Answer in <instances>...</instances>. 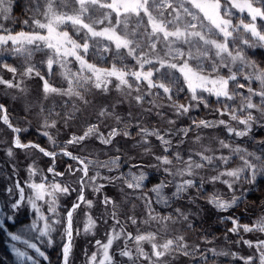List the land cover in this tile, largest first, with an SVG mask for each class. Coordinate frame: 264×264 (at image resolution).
Returning <instances> with one entry per match:
<instances>
[{
    "label": "snow or ice",
    "instance_id": "obj_1",
    "mask_svg": "<svg viewBox=\"0 0 264 264\" xmlns=\"http://www.w3.org/2000/svg\"><path fill=\"white\" fill-rule=\"evenodd\" d=\"M13 3L0 0V54L9 53L21 63L13 66L0 59V85L23 95L25 82L38 79L45 99L55 94L67 98L65 106L71 105L63 114L40 109L38 131L47 138L49 148L22 140L28 127L20 126V121L14 123L7 106L0 102V125L11 133L10 141L0 139V144L7 145L4 151L9 162L15 160L16 150L48 161L45 170L39 159H32L23 180L12 163V174L6 176L11 182L5 186V198L0 199V231L9 222L15 224L25 209L31 214L22 231H6L11 241L19 242L20 246L11 244L15 257L31 264H51L46 252L56 243L53 235L58 233L61 264H72L75 238L82 233L95 237L104 225L103 239H94L95 251L89 254L85 250V264H177L180 259L215 264L214 258L220 256L231 257L235 264H264V238L244 236L264 235V216L250 223H241L234 215L222 217L232 225L226 229L225 239L234 234L237 245L252 250L247 256L212 246L214 236L202 235L201 247V243H189L179 229L169 235V225L177 223L184 225L185 232L195 231L198 212L174 207L190 190L196 195L187 196L189 203L195 204L203 196L218 211L227 212L245 202L243 191L235 195L238 186H254L264 177V138H256L258 131L264 133V61L249 55L251 49H264V0H29L31 15L22 21L27 31H13L3 23L11 18ZM130 14L138 18L137 28L144 25L139 33L128 30ZM61 26L74 29L78 39ZM90 47L101 60L102 54L111 52V66L90 63L86 59ZM37 53L43 54L40 61L33 59ZM128 58L131 65L125 63ZM71 63H78L76 71L69 67ZM173 70L186 89L178 86L180 80ZM4 71L12 74L10 79L4 78ZM157 73L160 75L154 79ZM56 74L66 86H55L52 79ZM113 80L120 98L101 105L95 122H88L81 134L72 133L58 142V125L68 127L81 104H92L88 94L93 90L109 93ZM182 92H186L184 102ZM209 97L216 98L214 107ZM125 102L129 111L122 117L116 108ZM132 106L169 127H147L133 114ZM201 107L216 118L191 115ZM165 108L171 116L162 111ZM185 118L189 123L177 127V121ZM108 119L114 123L107 124ZM22 123L29 121L25 117ZM217 129L223 130V138L216 134ZM91 140L110 146L108 151L113 154L106 160L91 159L93 154L86 151ZM121 141L130 147L118 146ZM248 142L257 145V150L243 146ZM70 146H79L84 154H74ZM133 149L136 156L130 154ZM61 158L71 161L62 171L56 167ZM124 166L127 172L121 170ZM149 170L162 173L151 188L146 183ZM206 183L223 184L231 198L222 199L218 192L209 195ZM170 185L174 190L168 195L165 190ZM109 188L129 203L128 214L121 212L118 199L107 194ZM73 193L71 206H62L61 198ZM137 200L142 202L140 216L135 212ZM154 205L162 206L163 211ZM94 208L100 209L96 215ZM78 214L85 218L83 228L74 224ZM153 224L158 226L156 230H151Z\"/></svg>",
    "mask_w": 264,
    "mask_h": 264
},
{
    "label": "rangeland",
    "instance_id": "obj_2",
    "mask_svg": "<svg viewBox=\"0 0 264 264\" xmlns=\"http://www.w3.org/2000/svg\"><path fill=\"white\" fill-rule=\"evenodd\" d=\"M29 0H14V3L12 5V12L10 14V19L7 21H3L6 27L11 28L13 31H20L25 30L27 31V27L22 24V21L28 16L31 15V13L28 11V8L30 7ZM123 19V17H122ZM113 20H115V17H113ZM137 20L138 18L134 14H130L128 18V30L131 32L133 30H136L137 33H139L140 30L143 29L144 25L141 24L140 28H137ZM64 30L69 31V34L73 36L74 39H78V37L75 35V30L70 27L61 26ZM102 27V26H100ZM119 31V29H118ZM82 35V34H81ZM114 47V45H113ZM160 45L157 46V50H159ZM255 53V55H253ZM99 54H96V50L91 48L89 49V53L86 56V59L90 63L96 64L98 67H110L113 59L111 52L102 54L104 56V59L101 60L98 58ZM249 55L252 56L253 59H256L258 61H264V49H251L249 50ZM43 58L42 53H37L34 56V61H40ZM0 59L3 61L13 65L18 66L21 63V60L15 56H12L9 53H3L0 54ZM71 59V58H70ZM125 63H128L131 65L133 62L131 58H128ZM69 67L76 71L79 67L78 63H71ZM148 66H146L147 69ZM164 69H161V72H164ZM87 75V73H85ZM173 75L179 78L180 83L179 87H184L186 89V85L182 82V77H180V74L178 72H175L173 70ZM160 73H157L156 76H154V79L159 76ZM3 76L5 79H10L12 74L8 73L7 71L3 72ZM52 82L57 87H64L65 81L63 78L56 74ZM27 92L26 94H20L17 90L14 89H7L6 86L0 85V102L4 103L9 111L10 117L13 119V122L20 121L22 127H28V131L23 134L21 137L22 140L26 141H34L36 143L41 144V146L45 147H51L46 137H43L39 134L38 129H40L41 123H42V115L40 113V109L43 107L44 109H54L56 112H61L63 114L64 111H70L71 105L65 106V101L67 98H62L60 96H57L55 94H51L48 96L47 99L44 98L42 92H41V82L38 79H32L27 80L26 82ZM115 84L116 81L113 80V84L110 85V92L107 94H101L99 90H93L90 94H88L87 98L92 101V104L85 107L84 105H80L81 111L76 114V119L72 121L68 127H63L61 125H58L59 132L55 133V138L58 142H64L66 141L72 133L81 134L83 130L85 129L88 122H95L96 120V114L98 109L103 104H110L111 102L116 101L119 99V95L117 91L115 90ZM253 87H257V84H253ZM207 96V94L205 93ZM186 96V92L180 93V100L181 102H184ZM15 97V99L13 98ZM215 97H209V100L212 102V106H215ZM145 107H148L146 104ZM129 111V105L127 102L121 103L117 108L116 112L119 113L122 117L127 116V112ZM131 111L135 116H139L142 120L144 125H146L149 128L152 127H161L166 128L169 127V125L162 123L155 115H148L141 113L140 108L136 106H132ZM162 111L168 113L169 116H171V113L167 108L162 109ZM192 116L196 118H206V119H215V116L209 115L208 111L204 108H200L198 111H195L191 113ZM27 118L29 123L27 125L23 124L24 118ZM107 124H112L114 121L111 119H108ZM189 123V121L185 119H180L177 121V127L180 126H186ZM102 130H105L102 127ZM134 131V129H133ZM216 134L221 136V138L224 137V132L222 129H217ZM206 136L211 135V132H205ZM256 138H264V133L257 132ZM0 139H3L5 141L11 140V133L7 131L2 125H0ZM88 148L87 152H91L93 155L90 157L91 159L99 158L100 160H106L109 155H112V152L108 151V148L110 146H102L98 140H91L88 141ZM153 143H157L155 140H153ZM205 143H209L208 140L205 141ZM6 144H0V199L5 198L4 196V189L5 186L8 185L11 181L6 179V176H11L12 174V163H15L17 166V169L19 170V178L25 179L27 177V173L25 171L27 165L31 162L32 159L36 158L39 159V165L41 168L45 169L48 166L47 158H39L35 157L30 154H26L20 150H16V158L14 161L9 162V158L5 154V147ZM120 147L128 148L130 147V144H126L124 141H121V144L118 145ZM243 146L248 147L250 151L257 150V145L248 142L247 144H244ZM213 147H215V144H213ZM70 151H73L74 154H84L81 153V149L79 146H70ZM156 151L158 152L159 149L157 148ZM131 155L136 156L137 150L133 149L130 152ZM67 158H61L57 160L56 167L58 170H63L65 167ZM145 163L149 162V158H145ZM236 163H239V161H236ZM235 166V165H233ZM122 171L127 172L128 168L127 166H124ZM133 172H136V169H132ZM150 176L148 181L146 182L148 187L151 188L154 184L157 183V181L162 177V173H156L155 170H149ZM47 174V173H46ZM91 174V173H90ZM49 176V179H51V174H47ZM79 175V173H77ZM15 179V177H13ZM39 175L36 177L37 182H39ZM63 179V178H58ZM167 179V178H166ZM264 177H260L258 179V182L256 185H247V184H241L237 187V190L235 192V195L240 196L241 191H243L244 197H246L249 193H251L254 189H257L259 186L260 180H263ZM261 187H264V184L261 182ZM205 190L210 195L214 192H218L221 195L222 199L228 200L231 198L232 193L229 192L223 184H205L204 185ZM264 189V188H261ZM174 189L170 185L168 189L165 190L166 194L170 195L171 192ZM90 191V190H89ZM106 192L108 195L113 196L114 198L118 199L120 201V208L121 212L124 214L129 213V203L124 202L125 198L123 196L118 195L117 191L115 189H106ZM150 195L155 198L154 193H150ZM195 196L196 193L194 190H190L188 194H186L185 199L183 201L178 202V204L174 205V207L179 206L182 207L185 210H189L191 212H198V215L196 216V219L193 221L195 226V231L191 232H185L184 231V225L177 223L175 225H169V235L173 234L176 229H179L181 232H184L186 239L189 243H201L200 237L202 235H207L209 239H212L214 236L215 239L213 240V245L217 247L218 249H225L232 252H239L242 256H247L250 254L252 250L248 249L245 245L239 244L237 245L235 243L237 237L234 234H227V239H225L226 231H223L221 233H214L213 227L217 224H221L222 217L229 215V214H235L234 211L238 212H244L248 216L249 222H243V220L240 218V214H235L236 217L240 218L241 223H250L251 221L257 219V217L264 216V204H262L260 207H255L252 205H246L245 208H243V204L239 205V207H234L233 209H229L227 212H220L218 211L213 205L207 203V198L203 197L198 198L196 200L195 204H191L187 200V196ZM76 194L73 193L69 197H62L61 198V205H66L68 207L71 206V203L75 199ZM95 199V197H92ZM136 204L135 212L137 216H140L143 212V208L141 207V201L137 200L134 201ZM155 206V205H154ZM157 207V211H163L162 206H155ZM238 208V209H237ZM240 209V210H239ZM93 215H96L98 211H100L99 208H94ZM168 211H171L169 209ZM256 211V212H255ZM255 212V214H253ZM30 213L28 209H25L23 212H21L17 218L15 224H12L11 222L8 223V227L5 231H0V264H31L30 261H24L21 262L15 257V254L11 251V244L16 243L17 246L19 245V242H13L10 240V238L6 235L7 230H12L14 232H20L23 230V226L26 225L30 220ZM84 216L83 215H77L76 220L74 221V224L76 226H79L83 228L84 224ZM121 219H124V216H121ZM215 221V225L211 226L210 222ZM111 223V221H109ZM151 230H156L157 225L153 224L150 226ZM232 227V226H230ZM229 227V228H230ZM129 230H132L131 228ZM105 231V226L100 225L99 229L96 231L95 237L90 235H84L83 233L75 238L74 241V248L72 253V264H85V250L91 254L95 251V248L93 246L94 239L99 238L103 239V234ZM245 239H251L255 240L257 236H260V238H264V235L258 234V233H248L244 234ZM163 237V233H161V239ZM53 239L56 241V243L51 247L47 249L46 254L49 256V260L51 264H61L60 259V240L58 233L53 235ZM2 241V242H1ZM91 241V243L89 242ZM204 245L201 243V247ZM146 249L148 245H145ZM198 258V257H197ZM215 264H235V261L232 260L231 257H216L214 258ZM43 264H48V262H43ZM177 264H191V261L187 259H180Z\"/></svg>",
    "mask_w": 264,
    "mask_h": 264
},
{
    "label": "trees",
    "instance_id": "obj_3",
    "mask_svg": "<svg viewBox=\"0 0 264 264\" xmlns=\"http://www.w3.org/2000/svg\"><path fill=\"white\" fill-rule=\"evenodd\" d=\"M261 182L264 184V179L260 180L259 186L257 189H254L251 193H249L245 197V203L243 204V208H245L246 205H252L255 207H260L262 204H264V189H261L264 187H261ZM234 212H235V214H240L239 216L243 220V222H249L248 216L244 212H238V211H234ZM255 212H253V214H255ZM235 214H229V215L236 216ZM226 216H228V215H226ZM210 224H211V226H214L215 221L214 220L211 221ZM230 226H232L230 222L223 221L221 224L215 225L213 227V230H214V233H221L223 231H226V229H228Z\"/></svg>",
    "mask_w": 264,
    "mask_h": 264
}]
</instances>
